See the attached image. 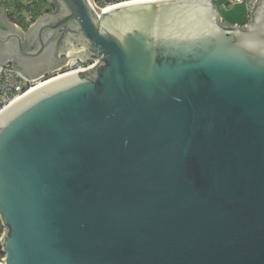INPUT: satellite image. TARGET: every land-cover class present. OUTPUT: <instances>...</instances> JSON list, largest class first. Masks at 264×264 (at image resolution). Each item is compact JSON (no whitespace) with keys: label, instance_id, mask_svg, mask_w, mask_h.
<instances>
[{"label":"water","instance_id":"obj_1","mask_svg":"<svg viewBox=\"0 0 264 264\" xmlns=\"http://www.w3.org/2000/svg\"><path fill=\"white\" fill-rule=\"evenodd\" d=\"M49 1L0 67L97 64L0 113L2 264H264V0Z\"/></svg>","mask_w":264,"mask_h":264},{"label":"built area","instance_id":"obj_2","mask_svg":"<svg viewBox=\"0 0 264 264\" xmlns=\"http://www.w3.org/2000/svg\"><path fill=\"white\" fill-rule=\"evenodd\" d=\"M87 1L96 18L100 19L110 8L142 0ZM258 1L259 0H232L231 2H227L224 6L229 7L234 4L243 3L247 10L246 23H250ZM0 8L10 22L21 31L28 30L38 18L33 11L24 12L18 10L16 2L13 4L12 0H0ZM17 21L22 22L23 26L18 24ZM96 64L97 60L83 62L79 59L72 58L66 60L64 65L52 72L51 75L41 76L32 80L25 78L23 75L14 70L11 63L3 64L0 67V113L31 91L40 87L42 84L68 74L89 72ZM0 264H2V259Z\"/></svg>","mask_w":264,"mask_h":264},{"label":"rangeland","instance_id":"obj_3","mask_svg":"<svg viewBox=\"0 0 264 264\" xmlns=\"http://www.w3.org/2000/svg\"><path fill=\"white\" fill-rule=\"evenodd\" d=\"M15 1L16 0H12V3L14 4ZM32 1L34 0H20V2L24 4L30 3ZM215 1L219 9L221 19L225 24L237 25V26H241L244 23L247 24L246 23L247 10L243 3L234 4L232 6L225 7L224 5L227 4V2L229 1L231 2L232 0H215ZM43 7H45V9L52 8L51 6L49 7L47 4H45Z\"/></svg>","mask_w":264,"mask_h":264},{"label":"trees","instance_id":"obj_4","mask_svg":"<svg viewBox=\"0 0 264 264\" xmlns=\"http://www.w3.org/2000/svg\"><path fill=\"white\" fill-rule=\"evenodd\" d=\"M15 2H16L18 10L24 11V12L33 11V12H35V15L38 16V17L42 13L48 12V9H45V11L43 12L41 10V8L39 7L38 3L35 0L30 2V3H27V4H24V3L20 2V0H16ZM17 23L20 24L21 26H23L22 22L17 21ZM244 24H242V25H244ZM2 233H3V229H2V227L0 225V238H1ZM2 258H3V254L0 252V261H1Z\"/></svg>","mask_w":264,"mask_h":264},{"label":"flooded vegetation","instance_id":"obj_5","mask_svg":"<svg viewBox=\"0 0 264 264\" xmlns=\"http://www.w3.org/2000/svg\"><path fill=\"white\" fill-rule=\"evenodd\" d=\"M35 1L38 3L39 7L41 8V10H42L43 12L45 11V7H43L45 4H47L49 7H50V6L52 7L51 9L47 8V9H48V12H55L56 5L54 4L53 1H49V0H47V2H49V3L45 2L46 0H35ZM43 14H45V12L42 13L41 15H43ZM41 15H40V16H41ZM7 20H8V23H10L11 25H13V24L10 22V20H9L8 18H7ZM4 24H5V23H4V21H3V22L1 23L0 28L3 29V30H6L7 27H6ZM13 26H14V25H13Z\"/></svg>","mask_w":264,"mask_h":264},{"label":"bare ground","instance_id":"obj_6","mask_svg":"<svg viewBox=\"0 0 264 264\" xmlns=\"http://www.w3.org/2000/svg\"><path fill=\"white\" fill-rule=\"evenodd\" d=\"M151 1H158V0H142V1H136V2L127 3V4H124V5L134 4V3H138V2H151ZM120 6H123V5H120ZM117 7H118V6L113 7V8H110V9H108L107 12H109V11H111V10H113L114 8H117ZM42 85H43V84H42ZM42 85H41V86H42Z\"/></svg>","mask_w":264,"mask_h":264},{"label":"crops","instance_id":"obj_7","mask_svg":"<svg viewBox=\"0 0 264 264\" xmlns=\"http://www.w3.org/2000/svg\"><path fill=\"white\" fill-rule=\"evenodd\" d=\"M18 29V28H17ZM20 32H22L20 29H18Z\"/></svg>","mask_w":264,"mask_h":264}]
</instances>
